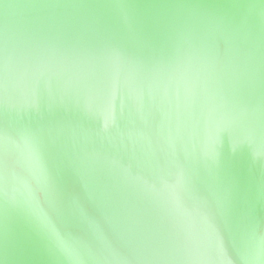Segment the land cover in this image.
<instances>
[{
	"label": "water",
	"instance_id": "water-1",
	"mask_svg": "<svg viewBox=\"0 0 264 264\" xmlns=\"http://www.w3.org/2000/svg\"><path fill=\"white\" fill-rule=\"evenodd\" d=\"M0 264H264V0H0Z\"/></svg>",
	"mask_w": 264,
	"mask_h": 264
}]
</instances>
